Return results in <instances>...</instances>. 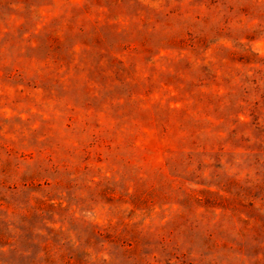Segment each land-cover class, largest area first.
<instances>
[{
    "label": "rangeland",
    "instance_id": "rangeland-1",
    "mask_svg": "<svg viewBox=\"0 0 264 264\" xmlns=\"http://www.w3.org/2000/svg\"><path fill=\"white\" fill-rule=\"evenodd\" d=\"M0 264H264V0H0Z\"/></svg>",
    "mask_w": 264,
    "mask_h": 264
}]
</instances>
